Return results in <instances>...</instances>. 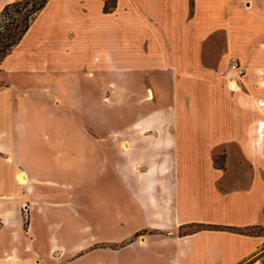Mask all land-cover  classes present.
I'll use <instances>...</instances> for the list:
<instances>
[{"label":"crops","instance_id":"crops-1","mask_svg":"<svg viewBox=\"0 0 264 264\" xmlns=\"http://www.w3.org/2000/svg\"><path fill=\"white\" fill-rule=\"evenodd\" d=\"M104 3L48 0L0 62V264H261L264 0Z\"/></svg>","mask_w":264,"mask_h":264},{"label":"trees","instance_id":"trees-1","mask_svg":"<svg viewBox=\"0 0 264 264\" xmlns=\"http://www.w3.org/2000/svg\"><path fill=\"white\" fill-rule=\"evenodd\" d=\"M48 0H15L7 3L0 11V62L10 50L21 40L28 30L36 14L45 6ZM104 10L110 11L115 0H104ZM203 224L194 225L191 231L205 228ZM213 227V226H211ZM215 228H227L225 226H214ZM259 228L258 232L254 229ZM263 229L260 226L247 228L248 233L258 234Z\"/></svg>","mask_w":264,"mask_h":264},{"label":"rangeland","instance_id":"rangeland-1","mask_svg":"<svg viewBox=\"0 0 264 264\" xmlns=\"http://www.w3.org/2000/svg\"><path fill=\"white\" fill-rule=\"evenodd\" d=\"M15 1V0H14ZM10 2H13V1H10ZM10 2H8V0H4L3 1V5H2V7L0 8V11H1V9L3 8V6L5 5V4H7V3H10ZM35 18V17H34ZM33 20H35V19H33ZM0 23H2V20H0ZM263 47H264V44H263ZM9 54V53H8ZM7 56V55H6ZM32 76H34V75H32ZM32 76H29V77H32ZM68 76H69V79H72V74H68ZM8 76H7V74L5 73V72H1L0 73V82L3 84V83H7V81H8ZM30 80H31V78H29ZM32 79H35V78H32ZM13 81H15V82H19V81H23V78L21 77V78H17V79H15V78H13L12 79ZM28 80V79H27ZM25 81V80H24ZM32 81V80H31ZM37 96H41V94H36ZM261 103L262 102H264V100H259ZM260 141V140H259ZM258 141V139H257V145H260V143L261 142H259ZM218 160V159H217ZM87 176H85L84 175V173H81V175H80V190L81 191H83V192H85V193H87V190H88V186L86 185V180H87ZM90 178H91V176H90ZM94 189H95V192H94V194L93 195H90L92 198H93V206L96 208V209H100V210H102L103 209V204H102V200H103V182H102V180H97V178H96V180H95V182H94ZM190 230V228H188V229H186V230H184V232H186V231H189ZM260 229L259 228H255L254 229V231L255 232H258ZM260 261H261V264H264V252L261 254V258H260Z\"/></svg>","mask_w":264,"mask_h":264},{"label":"built area","instance_id":"built-area-1","mask_svg":"<svg viewBox=\"0 0 264 264\" xmlns=\"http://www.w3.org/2000/svg\"><path fill=\"white\" fill-rule=\"evenodd\" d=\"M223 74L229 79V89L235 90L237 88V84L234 81L235 76H241L243 74L242 66L236 57H232L229 61L228 67L224 70ZM264 85V80L261 82ZM259 105L264 106L260 101H258ZM259 129V128H258ZM2 225L0 221V226Z\"/></svg>","mask_w":264,"mask_h":264},{"label":"bare ground","instance_id":"bare-ground-1","mask_svg":"<svg viewBox=\"0 0 264 264\" xmlns=\"http://www.w3.org/2000/svg\"><path fill=\"white\" fill-rule=\"evenodd\" d=\"M238 88V87H237ZM236 88V89H237ZM262 104L264 105V102H262ZM258 127L260 128L259 130H260V133L261 134H263V132H264V122H263V120H261V121H259L258 122ZM19 174V173H18ZM26 177V176H25ZM19 182H21V183H23V182H25V178H24V176L23 175H19Z\"/></svg>","mask_w":264,"mask_h":264}]
</instances>
